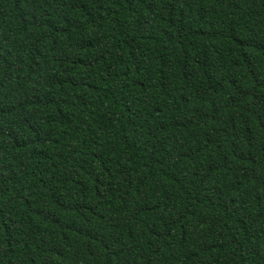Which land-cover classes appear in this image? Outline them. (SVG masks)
I'll use <instances>...</instances> for the list:
<instances>
[{"label":"trees","instance_id":"obj_1","mask_svg":"<svg viewBox=\"0 0 264 264\" xmlns=\"http://www.w3.org/2000/svg\"><path fill=\"white\" fill-rule=\"evenodd\" d=\"M0 264H264V0H0Z\"/></svg>","mask_w":264,"mask_h":264}]
</instances>
